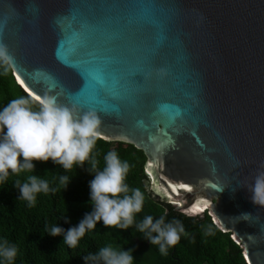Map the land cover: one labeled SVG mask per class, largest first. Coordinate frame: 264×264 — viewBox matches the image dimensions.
<instances>
[{
  "label": "water",
  "instance_id": "1",
  "mask_svg": "<svg viewBox=\"0 0 264 264\" xmlns=\"http://www.w3.org/2000/svg\"><path fill=\"white\" fill-rule=\"evenodd\" d=\"M0 43L31 98L95 111L100 139L144 153L156 202L264 264V208L241 188L264 170V0H0ZM86 61L111 76L95 103Z\"/></svg>",
  "mask_w": 264,
  "mask_h": 264
},
{
  "label": "clouds",
  "instance_id": "2",
  "mask_svg": "<svg viewBox=\"0 0 264 264\" xmlns=\"http://www.w3.org/2000/svg\"><path fill=\"white\" fill-rule=\"evenodd\" d=\"M15 63L7 45L0 43V75L14 70ZM33 101L38 103V109H34ZM100 127L101 120L95 111H81L76 106L60 104L52 95L31 99L21 96L11 100L0 108V186L10 175L35 173L36 162L51 161L66 172L86 170L93 177L89 182L92 210L67 230L60 224L51 226L48 236L63 237V244L76 249L86 233L93 232L97 224L124 232L134 228L144 240L157 247L161 255L167 256L169 249L175 248L182 236H188L183 223L178 219L167 220L166 214L159 218L146 215L137 221L138 214L144 210L145 194L139 188H130L127 177L131 166L120 158L117 151H108L104 156V167L99 168L94 149L101 138ZM76 175L59 177L64 191ZM13 186L19 192L17 199L26 201L29 207L36 205L38 194L47 195L57 190L50 187L47 179L35 174L28 175L23 183L17 180ZM241 188L250 193L254 206L264 208V170L257 172L251 185ZM241 216L250 218L252 214L243 213ZM63 221L70 223L68 214ZM134 251L133 248L126 250L109 244L82 259L84 264H136ZM17 256L18 248L0 239V264H15Z\"/></svg>",
  "mask_w": 264,
  "mask_h": 264
},
{
  "label": "trees",
  "instance_id": "3",
  "mask_svg": "<svg viewBox=\"0 0 264 264\" xmlns=\"http://www.w3.org/2000/svg\"><path fill=\"white\" fill-rule=\"evenodd\" d=\"M21 96L31 99L17 85L12 71L0 75V108ZM33 107L38 109V103L33 101ZM110 150L117 151L120 158L130 164L127 177L130 188H139L145 194L144 210L138 214L137 221L146 215L159 218L166 214L169 221L180 220L188 236H182L180 243L169 249L167 256H163L157 247L144 240L134 228L124 232L105 228L100 223L93 232L86 233L76 249H71L62 243L63 237L48 236V229L60 224L67 230L77 225L92 210L89 206V182L93 177L86 170L73 169L66 172L51 161L36 162L35 173L10 175L6 183L0 186V239L18 248L15 264H84L83 256L96 253L100 247L109 244L126 250L135 249L136 264H247L240 246L232 240L230 234L217 229L207 213L203 217H187L167 202H156L152 198L151 192L144 186L147 158L142 151L129 144L99 139L94 149L99 168L104 167V156ZM32 174L47 179L50 187L57 190L47 195L38 194L36 205L29 207L26 201L17 199L19 192L13 185L17 180L25 182L27 176ZM62 175H76L66 191L59 184ZM66 214L70 223L63 221Z\"/></svg>",
  "mask_w": 264,
  "mask_h": 264
},
{
  "label": "snow or ice",
  "instance_id": "4",
  "mask_svg": "<svg viewBox=\"0 0 264 264\" xmlns=\"http://www.w3.org/2000/svg\"><path fill=\"white\" fill-rule=\"evenodd\" d=\"M62 55H64L62 53ZM83 72L88 80V85L83 93V98L85 101L89 103H95L96 102V95L98 94L101 85H104L105 87L108 86L110 81V73L107 69L101 68L97 66L96 61H86L84 62L83 66ZM16 79L25 87V91H29L27 85L24 83V81L21 79L19 75H16ZM29 94L32 95V93L29 91ZM40 98V97H36ZM151 167V165H149ZM179 188H186L187 186L184 184L178 185ZM176 190V187H173V191ZM191 191V189H188ZM200 204H203L205 207H207V201H200L198 204L194 205L189 209L190 212L195 213L197 211H203L202 208H200ZM233 239H236V237H233ZM247 257V253L245 254Z\"/></svg>",
  "mask_w": 264,
  "mask_h": 264
}]
</instances>
